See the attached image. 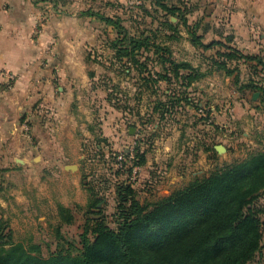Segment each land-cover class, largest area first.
Listing matches in <instances>:
<instances>
[{"label": "crops", "instance_id": "crops-1", "mask_svg": "<svg viewBox=\"0 0 264 264\" xmlns=\"http://www.w3.org/2000/svg\"><path fill=\"white\" fill-rule=\"evenodd\" d=\"M188 2L190 22L201 20L202 27L210 26L204 36L205 42L225 40L230 36L233 46L245 53L264 57V0ZM66 4L67 7L62 4L54 7L50 0H0V175L3 179L10 172L13 176L20 173L28 175L30 163L39 157L45 161H69L62 167L64 172L60 175L73 174L74 179L69 183L75 194L73 202L88 204L90 194L83 185L78 163L87 155L82 154L78 147L76 151L71 146L79 145L83 139L82 135H77V129L84 123L79 124L74 113L87 112L84 108H91L90 100L95 94L83 91L92 81L87 70V50L91 43L98 48L101 44L88 41L94 27L87 26L88 20L81 16V0H69ZM176 45H173V54H176ZM185 45L186 55L180 60L207 70L210 67L208 58L217 50L197 47L188 38ZM239 66L243 79L254 77L259 80L248 63L241 61ZM234 79L235 75H227L223 70H212L202 80L188 86L175 80L177 84L161 80L159 92L164 96L175 88L178 94L186 92L190 99L196 93L211 98L213 95L227 96L231 92L237 97L239 92L234 87ZM230 81L233 88L229 87ZM254 93L247 95H252L253 99ZM258 99H253V102L259 105ZM244 101L242 96L239 102L242 104ZM220 108L226 110L228 105ZM195 114L196 108L192 104L182 102L173 117L167 116L161 123L157 122L155 147L152 149L155 156L152 158L148 151L147 163L140 167V175L134 185L139 196L154 202L165 192L170 193L197 176L208 174L216 166L227 164L228 156L216 149V145L221 143L217 141L222 138L220 131L213 124L190 121L195 119ZM41 119L44 120L42 124L39 123ZM90 125L89 128L92 127ZM123 129L124 126H119V131L110 132L113 134L111 138L119 139ZM193 129H202L203 134L191 135ZM57 131L56 137L54 133ZM244 135L250 134L244 132ZM229 145L228 154L233 151ZM40 149L42 153L35 155ZM157 155L168 161L167 170L162 174H157L151 166ZM3 185L1 192H4L5 199L1 203L4 207L7 201H27L25 196H20L21 189L12 184L5 186V182ZM26 189L30 186L27 185ZM84 194L86 199H82Z\"/></svg>", "mask_w": 264, "mask_h": 264}, {"label": "trees", "instance_id": "trees-1", "mask_svg": "<svg viewBox=\"0 0 264 264\" xmlns=\"http://www.w3.org/2000/svg\"><path fill=\"white\" fill-rule=\"evenodd\" d=\"M188 1L152 0L155 9L164 16L159 19L163 27L149 25L135 32L123 24L120 15L110 16L92 8L82 13L96 16L113 26L116 37L110 46L118 60L127 59L128 63L138 67L140 74L145 71L152 73L147 61L157 60L162 64L163 70H156L157 77H143L149 88H153L151 83L157 84L161 80L168 83L182 81L188 86L212 70H223L227 75H235L234 84L239 93L259 91V106L264 109V57L245 53L233 46L230 36L225 40L205 42L204 36L210 26L202 27L201 20L190 22ZM167 14L177 17L178 22L166 18ZM181 27L186 29L193 45L217 50L208 58L210 67L207 70L188 61L177 60L170 45L163 43L179 41ZM163 28L170 32H163ZM235 61L238 64L233 65ZM241 61L250 65L259 80L242 78ZM165 95L166 100L156 96L153 106L154 113L161 109L158 115L160 123L167 116L173 117L182 102L193 104V99L186 92L178 94L175 88ZM261 145L243 159L197 176L152 203L141 201L138 190L129 181L133 167L147 163L148 151L138 144L134 157L123 166H117V153L110 148L111 160L103 157L101 160L115 166H110L106 175L87 178L89 182L84 185L90 194L86 206L88 211L106 201L105 193L114 187L116 226L110 227L103 216L90 218L93 224L90 226L89 220L85 223L80 234V247L68 240L66 245L58 246L45 255L37 243L26 245L15 241L0 204V264H251L264 239V204L260 202L264 196V141ZM102 155H106V151ZM59 211L65 223L73 222L71 208L60 204Z\"/></svg>", "mask_w": 264, "mask_h": 264}, {"label": "rangeland", "instance_id": "rangeland-1", "mask_svg": "<svg viewBox=\"0 0 264 264\" xmlns=\"http://www.w3.org/2000/svg\"><path fill=\"white\" fill-rule=\"evenodd\" d=\"M65 1L69 2V0ZM50 2L54 7H58L60 4L65 7L68 5L66 2L63 4V2L58 0H50ZM81 2L82 9L79 10L81 16L88 20L87 26L94 27V32H91L88 41L101 44V47L98 48L95 43L90 42V48L87 50V70L92 81L84 87L83 91L85 93L88 91L95 92L92 96L93 99L90 100L92 106L90 105L91 108H84L87 112L83 114L77 111H75L76 114L74 113L77 122L79 124L84 123V127L80 125L77 129V135L79 137L82 135V141L79 145L73 144L71 146L76 151L78 147L82 154L87 155L78 161L84 185L89 182L86 181L87 178V180H90L93 177L98 178L101 175H106V173L110 172L107 171L110 166H115L114 163H106L101 160L103 158L111 160L109 158L110 148L116 153L128 152L132 147L135 149L138 144H141L143 149L150 150V152L154 149L157 133L156 125L159 121V116L154 113L153 106L156 96L162 100H166L167 97L159 92L160 81L157 84L151 83L153 88H149L143 80V77L148 75L154 78L157 77L156 70H163L162 64L158 63L157 60L154 62L152 60L147 61L152 73L145 71L140 74L138 67L128 63L127 59L118 60L115 51L110 46L111 41L116 37V31L113 26L107 25L105 21L96 16L82 13L88 8H92L96 11H102L106 15H120L123 18V24L133 32L137 31V29H145L149 25L153 28L163 27L160 26L159 19L164 16L161 11L155 9L156 7L152 4V0H81ZM70 4L69 6H71ZM65 11L71 12L70 9H65ZM165 17H168L172 22H178V18L173 15L167 14ZM163 32L170 31L163 28ZM180 34L182 37L179 41L163 42L170 45L173 52H175L173 45L177 44L176 54H173L174 57H179L178 59L175 57L177 60L185 57V43H187V38L190 39L188 32L183 27H181ZM150 54L154 56L152 52ZM94 77L95 79H93ZM231 82L229 87L233 88ZM178 84L183 83L178 81ZM81 88L80 86L77 90L80 91ZM249 92L246 94L239 93L237 97L231 92L227 96L222 97L213 95L214 97L210 98L209 96H203V93H196L194 97L191 96L193 108H196V114L195 119L191 118L190 121L194 120L202 124L206 122V124H213L217 127L222 135V138H218L217 141H221L220 144H224L226 147L230 144L229 146L233 149L230 154H228V150L223 152L228 156L227 164L243 159L250 151L260 148L262 146L261 143L264 141V109L256 102H253L252 95H247ZM242 96L245 101L241 104L239 101ZM221 105H228V108L226 110L220 108ZM75 109L77 110V108ZM43 121L41 119L39 123L42 124ZM90 124H92L91 128H89ZM119 126H124V129L120 132L119 139H112L111 135L113 134H110V132L119 131ZM26 128L28 127L26 126ZM244 132H248L250 135H244ZM58 133V131L54 133L56 137ZM197 133L202 135V129L199 131L191 130V135H196ZM91 134L93 136L89 137ZM97 146L100 147L97 148ZM105 151L106 155H102ZM150 152L149 154L153 158L155 156L154 152ZM41 153L42 149L37 150L35 155ZM68 162L58 160L45 161L39 157L30 163L31 171L28 175L20 173L17 176H13L12 172H10L9 175L6 174L4 176V179L2 178L3 175H0L2 215L9 221L15 241L23 242L26 245L37 243L41 246L45 255L56 250L58 246L66 245L68 240H70L69 242H74L75 246L80 247V234L84 229L85 223L89 220L90 226L93 224L90 218L103 216L110 227L116 226L114 214L117 210V201L114 187H111L105 193L106 203L102 202L98 207L88 211L86 208L87 203L73 202L75 194L72 193L71 185H69L74 179L73 174L60 175V172H64L62 167ZM153 162L151 166L154 167L153 170L157 174H162L167 170L166 162L168 161L162 159L161 156L157 155ZM221 166L223 164L215 168ZM169 167L170 165H168ZM3 182H5V186H11L12 184L17 189H21L20 196H25L27 201L15 200L11 203L7 201L6 207H4L1 203L2 199H5L4 192H1L4 188ZM27 185L30 186L29 191L26 189ZM172 192H165V195L158 200L170 195ZM48 196L51 197V200L48 199ZM138 197L145 203L153 202L148 197L143 198L139 194ZM82 199H86V194L82 196ZM260 202L264 204V196ZM76 203L81 208L75 206ZM60 204H65L69 208L72 207L74 219L71 224H67L63 220L59 211ZM262 244L261 250L251 264H264V239Z\"/></svg>", "mask_w": 264, "mask_h": 264}, {"label": "built area", "instance_id": "built-area-1", "mask_svg": "<svg viewBox=\"0 0 264 264\" xmlns=\"http://www.w3.org/2000/svg\"><path fill=\"white\" fill-rule=\"evenodd\" d=\"M133 157H134V148L133 147L130 150H128V152L117 153L116 165L117 166H123V164L127 160H131ZM139 171H140L139 166L133 167V171H132V174H131L130 179H129L130 183L135 184L138 181Z\"/></svg>", "mask_w": 264, "mask_h": 264}, {"label": "water", "instance_id": "water-1", "mask_svg": "<svg viewBox=\"0 0 264 264\" xmlns=\"http://www.w3.org/2000/svg\"><path fill=\"white\" fill-rule=\"evenodd\" d=\"M260 92H255L253 95V99L257 100L259 98ZM216 149L218 150V152L223 153L227 150V147L224 144H217L216 145Z\"/></svg>", "mask_w": 264, "mask_h": 264}]
</instances>
